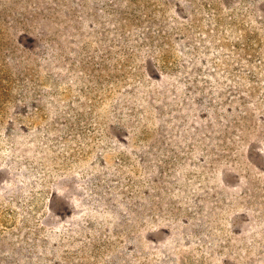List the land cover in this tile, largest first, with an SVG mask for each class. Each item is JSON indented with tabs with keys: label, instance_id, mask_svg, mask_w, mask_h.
Returning <instances> with one entry per match:
<instances>
[{
	"label": "rangeland",
	"instance_id": "rangeland-1",
	"mask_svg": "<svg viewBox=\"0 0 264 264\" xmlns=\"http://www.w3.org/2000/svg\"><path fill=\"white\" fill-rule=\"evenodd\" d=\"M0 264H264V0H0Z\"/></svg>",
	"mask_w": 264,
	"mask_h": 264
}]
</instances>
